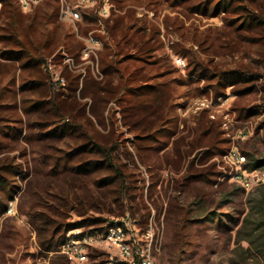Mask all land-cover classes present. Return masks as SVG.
Wrapping results in <instances>:
<instances>
[{"label":"rangeland","instance_id":"374dc122","mask_svg":"<svg viewBox=\"0 0 264 264\" xmlns=\"http://www.w3.org/2000/svg\"><path fill=\"white\" fill-rule=\"evenodd\" d=\"M199 2L35 0L23 10L15 0L19 38L49 46L34 67L27 57H0V172L8 184L0 188V264H114L118 250L105 243L88 245L78 262L56 241L96 236L116 222L143 245L152 239L161 264H262L235 237L264 183L263 169L246 167L251 156L264 158V0H210L206 13L194 9ZM4 8L0 38L8 34ZM127 25L136 39H150L146 55L125 43ZM19 52L17 41L0 40V56ZM102 60L118 72L103 75ZM93 81H111L118 92L95 100ZM162 100L164 122L146 132L126 125L124 107L152 110ZM92 108L105 120L95 123L98 138L117 139L120 180L107 163L77 173L104 160L72 156L86 141L76 134L91 129L72 133L70 124L95 122ZM253 173L261 180L243 187L238 176Z\"/></svg>","mask_w":264,"mask_h":264},{"label":"trees","instance_id":"16d2710c","mask_svg":"<svg viewBox=\"0 0 264 264\" xmlns=\"http://www.w3.org/2000/svg\"><path fill=\"white\" fill-rule=\"evenodd\" d=\"M208 1L210 0H201L197 4V7L194 8L197 11H202L203 13H206L209 9ZM225 2L226 0H222ZM0 2L3 3V6L5 7L3 9L4 12H7V26H5L4 30L8 31V34L5 36H2L0 38L1 41H4L5 39H9L12 41H17V44L19 47L22 49V52H19L18 55L12 56L10 54L4 55L1 54V58L5 60H17L21 61L24 57L28 58L27 62V67L28 65H37L40 62H43L45 59V54H46V47H48V41L49 40H43L39 42H33L27 41V40H21L20 37V27L24 26L22 23V18H19L16 10V5H15V0H0ZM220 5L217 4L214 11H217L220 9ZM7 10V11H6ZM132 29L131 25H127L126 30L124 31V36L125 40L124 42L130 47L134 49V47H138L136 52L141 53V54H147L148 52L151 51V44H150V39L145 38V34H142L141 36L138 37V39L135 38L136 32L133 34L130 32ZM140 29L137 30L139 32ZM131 35V36H130ZM128 38V39H127ZM131 49V48H130ZM65 50L67 51L68 54L72 55L73 52L75 51V48L69 47L68 45H65ZM46 60V59H45ZM102 74L107 75L111 77L114 73L118 72V68H113V65L107 64L105 60H102ZM34 67V66H31ZM1 71V69H0ZM123 77V75H121ZM129 77L125 78V81L127 82ZM90 80H93L92 78ZM95 87L97 86V90L92 94L93 99H99V101H107V98L104 96H100V91H104V93H107L108 95L116 94L117 87L113 88L111 86V81H109L108 86H102L101 84H98L99 82L93 81ZM98 84V85H97ZM88 86H83L82 91L85 92ZM111 87V88H110ZM122 89L126 90V93H129V95H134L136 98V101L141 97V94L138 93V88H127L126 84L123 85ZM163 92V91H162ZM163 95V96H162ZM161 96L164 97L166 100L170 97L169 93L163 92ZM114 96V95H113ZM132 96H129L128 102L130 103L132 100ZM158 99V98H157ZM160 100L159 99L156 101ZM166 100H162V105H158L154 107L152 110H149L148 106H144V109L141 108L140 104L136 106L133 104H130L126 106V108H123L124 111V121L126 125L130 126L131 128L139 131H150L153 126H155V123L160 124L164 122V110H165V104H167ZM155 102V101H154ZM155 106V105H154ZM152 107V105L150 106ZM91 112V115L93 116L94 121H92L90 118H86V123H77L75 124L74 121L71 125V132L74 133L75 131H78L79 129H84L83 127H86L87 125L91 129V133L89 134L88 132L85 131H79L76 136L80 137L79 135L85 137L86 135V141L83 142L82 145H80L74 153H72V156L77 157L81 153H92L95 156H103L104 160L101 162L99 158L93 159L87 163H84L83 166L80 168L82 170H78L77 173H84L85 175L89 172H94L100 167L106 165L109 167H112V169L115 171L116 176L115 178L120 180V170L119 168L113 163V158H112V153L113 151H116L118 148V142L117 139L114 137L111 139V141L106 142L100 140L98 138L97 134L99 131L95 128V123L97 126H103L105 124V120L101 117V114L96 112L97 109ZM130 111V116L129 112ZM146 111V113H144ZM155 116V118L153 116ZM132 117H134L132 119ZM137 117V118H136ZM87 128V127H86ZM66 129V128H65ZM70 132V133H71ZM248 162V169L250 170H255V169H263L264 170V158H256L254 156H251L249 158ZM121 183V182H120ZM123 183H121L122 186ZM261 189L258 191L257 196L253 197V204L251 206V209L248 211V213L244 216L243 221L238 228L236 232V237H235V242L238 246V249H243L241 246L243 242L247 243V249L251 252V254L256 258V260L261 261L262 264H264V183H261ZM0 188L4 189L7 191L8 189V184L5 181V176L0 172ZM115 201V200H114ZM106 202V201H105ZM119 205V203L117 202ZM105 205V204H104ZM5 212V205L3 200L0 198V216L2 213ZM144 218H143V224H144ZM141 223V222H139ZM69 230V228H68ZM82 235H74V237H81ZM67 239L63 238L59 239L56 241V244H64ZM46 244L43 242V245L50 250L53 246V239L49 240L47 239ZM156 257V256H155ZM157 259V258H156ZM158 260V259H157ZM159 261V260H158ZM263 261V262H262ZM160 262V261H159ZM161 263V262H160Z\"/></svg>","mask_w":264,"mask_h":264},{"label":"built area","instance_id":"2783aa9c","mask_svg":"<svg viewBox=\"0 0 264 264\" xmlns=\"http://www.w3.org/2000/svg\"><path fill=\"white\" fill-rule=\"evenodd\" d=\"M35 0H18L20 7L23 10L30 8L32 2ZM73 17H79L77 11H72ZM239 161H245V156L233 154ZM241 184L245 188H250L255 183L261 180L258 174H242L238 176ZM136 223V220H134ZM149 235V231H147ZM133 232L128 226L122 227L121 222H116L103 232L96 236L84 237H69L63 244V251L70 258L78 262H84L88 258V245L97 243H105L108 248H116L120 259L114 264H161L152 252V239L147 241L144 245L132 239ZM111 264V263H110Z\"/></svg>","mask_w":264,"mask_h":264}]
</instances>
